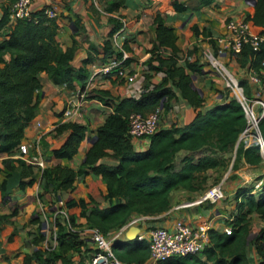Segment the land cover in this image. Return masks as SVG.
Here are the masks:
<instances>
[{
	"label": "trees",
	"instance_id": "trees-1",
	"mask_svg": "<svg viewBox=\"0 0 264 264\" xmlns=\"http://www.w3.org/2000/svg\"><path fill=\"white\" fill-rule=\"evenodd\" d=\"M13 0L0 3V152L14 153L17 143L23 134V128L33 117L37 109L40 92L39 71L47 75H57V83L72 85L78 83L79 89L88 77L84 65L73 68L69 64L72 45L62 49L55 38L57 24L54 17L45 16L42 8L32 10L29 17L11 22L8 18L9 6ZM125 0H104L102 9L108 12L123 6ZM199 4H208L212 0H197ZM169 6L180 11L185 5L177 0H170ZM254 30L264 36V0H254L252 12L246 14ZM112 22L108 37L123 22L116 16L109 15ZM155 24V37L149 55L144 63L148 69L161 70L164 75L150 89L141 92L137 97L124 96L113 101L106 89H88L86 97H95L104 104L112 105L104 120L96 128L95 136L86 144L83 158L73 168L60 163H52L38 167L41 191L52 194L55 200L62 197V209L65 214H56L53 218L54 244L37 245L44 239L41 222L37 221L34 234V247L30 251H18L11 239L15 233L11 230L2 240L6 247L14 249L13 254L19 257L20 264H85V259L92 252L89 242L81 237L78 228L81 225L96 227L107 234L131 218L133 214L154 215L169 207L170 191L176 187L196 190L203 181L197 179L198 173L206 168L221 165L223 158L216 153H203L196 158L183 155L179 165L175 167L174 155L179 149L194 151L211 144L215 150L226 151L234 147V159L243 158L250 164L259 163L262 158L254 144L244 146L236 142L237 136L245 125V118L239 103L221 92V101L202 110L200 92L191 85L192 74H201V64L195 59L177 63V46L173 27L163 22L160 13L152 16ZM196 34L203 33L196 25L190 26ZM207 36L210 34L203 33ZM211 41V39H210ZM127 49L125 43L122 44ZM167 49L166 53H161ZM8 53V59L3 54ZM120 51L113 50L108 38L103 40V51L100 55L103 62L109 55ZM264 41L259 48L253 50L248 43H243L233 54L240 67H252L258 70L263 58ZM90 55L82 61L87 62ZM127 57L124 58V63ZM108 77V74H104ZM150 78L149 74H145ZM175 85L193 107L195 113L182 126L173 123L160 126L147 136V145L143 149H134L127 133V117L130 112L146 113L156 105L162 111L170 108L176 95L167 81ZM245 92L249 93V84L245 78H239ZM264 102V98H263ZM260 136L264 142V114L257 122ZM50 137L66 133L62 142L51 149L54 157L70 159L77 150L79 141L84 136V125L71 119L57 120L46 132ZM39 141L45 140L40 137ZM236 143V144H235ZM102 156L115 159L114 164L99 161ZM1 166L17 174V187L29 184L35 174V165L23 158H4ZM1 169V167H0ZM8 173H6L7 175ZM10 175V174H9ZM8 175V176H9ZM261 177V176H260ZM259 178V176H258ZM79 180V182H77ZM85 187L82 197L74 198L71 193ZM234 191V210L231 213V230L229 233L209 228L208 245L200 251L204 256L196 254L175 255L163 260L161 264H246L245 248L249 241L250 231L248 213L254 211L264 218V183L257 188L253 184L239 186ZM4 180L0 182V200L2 199ZM66 191L62 196L61 192ZM106 201L107 204L101 205ZM16 213L12 207L0 213V223L9 222ZM83 217L84 222L76 221ZM264 228L259 229L253 240V248L259 255L258 264H264ZM1 243V241H0ZM87 244V245H86ZM115 257L125 261L143 262L148 256V247L144 239L116 238L110 243ZM76 255L74 260L72 257ZM6 264H15L8 262Z\"/></svg>",
	"mask_w": 264,
	"mask_h": 264
},
{
	"label": "crops",
	"instance_id": "crops-1",
	"mask_svg": "<svg viewBox=\"0 0 264 264\" xmlns=\"http://www.w3.org/2000/svg\"><path fill=\"white\" fill-rule=\"evenodd\" d=\"M2 1L3 0H0V3ZM177 1H180L185 5L183 10L176 11L172 9L169 6V0H125L123 6H119L117 10H113L112 12L102 9L101 5L104 0H31L29 7L33 11L39 9L45 4H50L53 7L56 13L54 18L57 24L55 38L60 47L62 49L69 47L72 45V41H74V49L72 51L71 58L69 59V64L73 68H78L79 66L84 65L87 73L89 72L87 79L91 76L88 88L90 90L106 89L109 94L108 96L115 102L121 97L128 96L125 92L123 82L94 73L97 67L102 63L100 55L103 51V40L105 38L109 39L113 50L122 48V44L125 43L127 46L125 51L128 54L125 67L130 71H143L144 74H149L150 79L156 83L161 77H159L154 70L148 69L144 63L145 58L149 55V49L152 47L155 37V24L152 22V16L156 12L160 13L165 24L173 27L175 44L178 48L176 55L179 57L185 45L188 46V43L192 42L194 39L205 40V37H207V35L200 32L196 34L193 30H191V28L189 31L187 29H182V27H184L183 25L190 22L189 27L194 24L199 31L203 30V33L208 32L210 37H215L224 31L223 15L225 12H228V10L230 11V9H232L235 5V3L231 0H212L208 4L204 5L199 4L197 0ZM240 1L242 4L247 2L246 0ZM248 5L249 10L247 13H251L252 5L251 3H248ZM109 15L118 17L123 24L108 37L107 34L112 26V22L107 20V16ZM2 38L3 35L0 34V39ZM202 42L204 43V41H200L199 43L201 44ZM187 50H190L189 54L193 55L194 57L192 59H194L195 54H193L192 49L188 47L184 53L188 52ZM166 52L167 49L161 50V53ZM87 55H90V59L83 63L82 59ZM8 57V53L3 54L4 59H8ZM177 63L183 64V60L177 58ZM203 63L201 65L202 72L198 76L204 75L205 77L207 73L209 74L212 72L208 70L206 66H203ZM234 67L235 70L241 72L238 73L240 75L239 77H241L244 74V67H240L237 63ZM186 71L190 73L191 83L195 86L192 78L197 76L194 74L192 75V73L187 69ZM37 78L40 82L37 109L33 117L23 128V134L16 146L17 151L14 153L0 152V182L4 180V187L2 189L3 196L0 202H10L12 207L16 208L15 214L18 215L23 212L22 214H24V219H26V217L30 214V218L27 217L28 219L25 220V227L29 230L31 235L36 234L37 231V221H34L32 218L33 214L31 213L38 208L40 203L46 204L48 202L49 194L48 192L41 191L42 188L39 184V173L34 174L31 183L24 184L22 187H17V174L14 172H8V170L3 168L1 166V159L15 157L23 158L29 154L40 153L44 158V163L46 165L57 162L74 168L76 164L82 160L86 144L95 136L97 126L102 123L107 113L111 111L113 107L110 104L102 103L95 97H86L84 101H81V112H78L76 115H72L69 119L75 120L84 125V136L79 141L77 150L73 154L72 158L66 159L63 157H54L51 153V149L57 147L62 142L66 133H61L56 137H50L46 132L49 131L53 127L54 122L58 120V115L65 104L71 103L70 101L76 103L73 91L79 84L75 81L71 83L72 85H68V83L62 84V82L57 83L60 78L59 76H50L44 71H39L37 73ZM201 79L202 77H200V80ZM204 80L205 79L202 80V84L206 85L208 97L203 98L201 96L202 104L200 107L202 110L214 105L217 101L216 99H220V94L216 91L217 89L214 88L215 85L211 86V82H207L208 78L207 80ZM218 82L219 80L217 79L216 83ZM167 84L170 85L171 89L174 91L176 99L171 103L169 109L161 112L159 127L167 126L171 123L177 126H182L194 115L195 108L183 96H181L179 89L173 85L170 80L167 81ZM36 121L39 122V125H36ZM40 137L45 140L43 143L39 141ZM131 142L132 147L136 150L143 149L147 145V141L145 139H131ZM191 152L193 151L187 149L177 150L174 155L175 167L179 165V159L181 156L188 155ZM179 154L181 155L177 158L178 163H176L175 157ZM240 160L241 168H247L252 176L264 173L262 170L263 167L260 169V162L250 164L245 162L243 158H240ZM99 161L109 164L115 163V159L109 156H102ZM6 173L8 174L6 175ZM77 182H79V180ZM183 190L185 191V194H187L186 192H188V189L185 190L183 187H177L170 191L169 207L154 215L144 216L145 220L143 221V224L138 225L139 227L136 225L138 230H143V227L152 225L169 226L175 218H181L185 221L194 222L197 220V213H201L203 216L210 215L212 217L211 220L213 221L212 225L214 228L221 229L223 219L227 215L226 213L228 211H230L229 214L233 212V209H231V211L228 209L229 207H226V205L219 207L217 202L216 204L205 203L206 206L204 204L201 205L192 203L184 207L181 206L173 209L171 204L174 203L175 200L179 199V197L175 195V192L182 195ZM190 191H192L191 195L194 198L196 190ZM84 192L85 187L82 183H80V189L71 194L77 199L82 197ZM232 192L233 191L229 193ZM61 194L62 196H65L66 191H62ZM193 198L190 199L193 200ZM190 199H186L185 201ZM179 201L180 202L175 204L181 203L183 199H180ZM105 204H107L106 201L101 203V205ZM208 204L210 206H208ZM248 217L249 226L250 217L256 218L259 220L260 224H264V218L258 216L254 211L249 212ZM76 221L83 223L84 218L77 217ZM5 224L10 225L9 223ZM132 226L126 228L121 237H125V234L132 228ZM12 227L13 226L8 228L5 232H3V230L6 228V225L0 228V252L2 255L5 253L8 254L9 252L13 253L15 251L14 249L6 247L2 244V240L5 236L13 230ZM14 230L15 233L13 234L10 242L17 247L20 235L18 230ZM262 244L264 246V240ZM252 249L254 248L251 247L250 243L247 244L245 252L247 263L249 264H253L254 256L255 263L260 259L256 251L254 250L253 253ZM2 255H0V264L5 262V260L1 257ZM72 258L75 260L77 257L76 255H73ZM14 263L20 264L19 258L16 259Z\"/></svg>",
	"mask_w": 264,
	"mask_h": 264
},
{
	"label": "built area",
	"instance_id": "built-area-1",
	"mask_svg": "<svg viewBox=\"0 0 264 264\" xmlns=\"http://www.w3.org/2000/svg\"><path fill=\"white\" fill-rule=\"evenodd\" d=\"M246 1V3H251V0ZM30 2L31 0H13L8 11L9 21L13 22L16 19L29 17L32 11L29 7ZM40 8H42L45 16L55 17V10L50 4H45ZM246 14H235L226 18L223 22L224 31L213 37L214 44L211 47L212 51L205 48L202 50V55L194 59L201 65L203 63L202 60H204L208 70L223 77L224 87L227 88L229 94L226 95L234 98L239 103L245 118V125L238 134L236 142L241 141L244 146L249 144L256 145L258 153L262 158V156L264 157V149L262 148L264 142L260 136L257 122L264 114V53L258 70L252 67H244V74L239 77L247 80L250 86L248 94L245 92L244 86L239 82V78L233 76L230 70L222 63V58L234 60L233 54L240 49L243 43H248L253 50H257L259 43L264 41V36L254 30L250 21L246 18ZM117 50L120 51V54L109 55L97 67L94 73L100 76L108 74V78L122 81L128 96L137 97L141 92L150 89L154 82L150 78H146L143 71L128 70L124 63V58L128 56L127 52L122 48H118ZM187 51L182 55L180 54L178 59L183 61L193 60L194 56L189 54L190 50ZM214 52L215 54H213ZM154 72L159 77L164 75V72L161 70ZM90 81L91 76L85 81L83 88L79 89V87H76L74 89L73 93L76 103L70 101L71 103L65 104L58 115V120L69 119L72 115H76L81 111L80 102L85 100ZM64 83L62 82V84ZM161 112L160 105H156L146 113L130 112L127 117V133L130 138L145 139L147 141V136L160 125ZM35 123L39 125L38 121ZM23 159L40 168L44 166L40 153L29 154L23 157ZM221 181L204 188L194 196L193 200L190 199L175 204L174 208L184 207L192 203H216L224 196ZM262 183H264V175L252 182L254 188H257ZM61 206L62 197L57 196L54 200L53 213L65 214ZM142 216L144 218V215L136 218L141 220ZM53 218L51 219L50 229L52 244L55 243ZM211 218L210 215L203 216L201 213H197V220L194 222L175 218L169 226L152 225L143 227V230L139 229L136 231L134 237L144 239L148 247V256L140 263L118 259L113 255L110 248V243L113 239L125 238L121 237L123 231L132 226L131 222L133 219H128L107 234H103L96 227L81 225L78 228V233L89 242L92 248V252L85 259V264H161L163 260L170 256L197 254L204 246L208 245V230L209 228H214ZM225 218L227 221H225ZM225 218L223 219L221 231L229 233L231 230V214L226 215Z\"/></svg>",
	"mask_w": 264,
	"mask_h": 264
},
{
	"label": "rangeland",
	"instance_id": "rangeland-1",
	"mask_svg": "<svg viewBox=\"0 0 264 264\" xmlns=\"http://www.w3.org/2000/svg\"><path fill=\"white\" fill-rule=\"evenodd\" d=\"M231 1H233V3H235V5L232 7V9H230V11L228 10V12H225V14L222 17L223 22L226 20V18H229L232 15L246 14L247 11L249 10L248 3L242 4L240 0H231ZM169 2H170V0H169ZM189 25H190V22L186 23L185 25H183L184 27H182V29H187L189 31L190 30ZM210 39H211V41H210ZM200 41H204V43L202 42L200 44L199 43ZM187 42H188V40H187ZM213 44H214L213 37H210V36L205 37V40L194 39L192 42L188 43V46L185 45L183 47L180 54L182 55L184 53V51L188 47H190L193 51V54H195V57L199 58V56L202 55L203 49L208 48L210 51H212L211 47H213ZM113 54H115V53H113ZM213 54H215V52ZM222 59H223L222 63L224 64V66L230 70V72L233 74V76L238 78L240 76L238 73H241V72L235 70L234 65L236 63L234 62V60H232L231 58H228V59L222 58ZM202 61L204 62V60H202ZM205 63L206 62L203 63V66H206ZM194 75L197 76L198 78L194 77V78H192V81H193L194 85L199 88L200 94L203 98L208 97L206 85L202 84V80L203 79L207 80V78H208L207 82H211V86L215 85L214 88L217 89L216 91L221 92L223 94H228L227 88L224 87V79L222 76L215 74L213 72L209 73V74L207 73L205 77H204V75L198 76L199 74H194ZM200 77H202L201 80H200ZM216 78L219 80L218 83H216V81H217ZM213 92H211V93H213ZM214 94H215V92H214ZM216 100H217L216 102L221 101V99H216ZM233 147H234V145L229 147L228 150H226V151H218V150H215L211 144H207V145L203 146L201 149H197V150H195L189 154L194 158L197 155H200L201 153H216L217 155H219L220 157L223 158V162L221 165L219 164L215 167L206 168L204 171H201L198 173L197 179H200L203 177V181L200 182V184H199L200 186L196 189L194 196H196L204 188H207L209 185H211L213 183H217L220 180H222L221 184H222L223 192H225V191L226 192L224 193V196L219 201H217V204L219 205V207L222 205H226V207H229L228 209H230V210L231 209L234 210V203H235L234 202V191L238 187L237 185H239V186L250 185L256 179H258V176L260 177V176L264 175L263 173H261V174H258L256 176H252V174H250V172L248 171L247 168H241V164H240L241 160L240 159L237 161L236 160L234 161L237 164V166L232 168L231 164H232L233 159H234V148ZM180 155L181 154H179L177 157H175L176 163H178L177 158L180 157ZM42 159H43V163H44V158L42 157ZM259 164H260V169H261V167H263L262 170L264 171V157L263 156H262V160L260 161ZM44 165H46V164L44 163ZM38 167L39 166H37V165H35V167H34L35 174L39 173ZM244 169H245V171H244ZM185 190H187V189H185ZM187 191H188V192H186L187 194H185V191L183 190L182 195H180L178 192H175V195L177 197H179V199L175 200V202L171 204L173 206L172 207L173 209H176V208H174V206H175L174 204L180 202L179 201L180 199L181 200L183 199V201H185L186 199L193 198V196L191 195L192 191H190V190H187ZM231 191H233V192L229 193ZM48 194H49L48 202L46 204L40 203L38 208L35 209V211L33 213H31V214H33L32 218L34 219V221H39L42 224L41 225V232L44 235V239L42 241L38 242L37 245H39V246H46L47 243L52 244L51 232H50L51 219L56 214L53 213V211H54V199L52 198L51 193H48ZM184 198H186V199H184ZM3 202L4 201L0 202V213L7 212L12 207V204L10 202L9 203H3ZM202 204L205 205V202L201 203V205ZM210 204H212V203H210ZM213 204H216V203H213ZM208 206H210V205L208 204ZM230 207H232V208H230ZM22 213H20L18 215L15 214V215L11 216L9 218V222H1L0 223V228H2V226L6 225V228L3 230V232L7 231L8 228H11V226H13L12 228L16 229V231L18 230V233L20 235V238L18 241L19 244L17 245L18 251L31 250L33 248V245H34L33 239L35 237L34 235H31L29 230L25 227V220L30 218L29 217L30 214L27 216L28 218L26 217V219H24V214H22ZM229 213H230V211H228L226 214L230 215ZM138 216H140V214H138V215L133 214L131 216V219H133V221L131 222L132 225H136V224L142 225L143 224V221L145 219L142 216V218L140 220V219L136 218ZM225 221H227L226 218H225ZM5 223H9L11 226L8 224H5ZM261 228H264V224L262 225V224H260L258 219L250 217V231L247 235V240L249 241L252 248L254 247L253 246V240L255 238V235L259 231V229H261ZM218 230H221V229H218ZM252 250L254 253V249H252ZM0 255H2L1 252H0ZM196 255H198L200 257L204 256L201 252L197 253ZM1 257L3 260H5V262L3 264H6L8 262H15V260L19 258L18 256H15L13 253H10V252L8 254L7 253L3 254ZM246 264H249V263H246ZM253 264H258V262L255 263V256L253 258Z\"/></svg>",
	"mask_w": 264,
	"mask_h": 264
},
{
	"label": "water",
	"instance_id": "water-1",
	"mask_svg": "<svg viewBox=\"0 0 264 264\" xmlns=\"http://www.w3.org/2000/svg\"><path fill=\"white\" fill-rule=\"evenodd\" d=\"M253 1H254V0H251V4H253ZM191 85L193 86L192 83H191ZM194 87L200 92V90H199L198 87H196V86H194ZM132 228H133V229H132ZM132 228H131V229L125 234V238H127V239H132V238H134L135 233H136V231L138 230V227H137L136 225H133Z\"/></svg>",
	"mask_w": 264,
	"mask_h": 264
},
{
	"label": "bare ground",
	"instance_id": "bare-ground-1",
	"mask_svg": "<svg viewBox=\"0 0 264 264\" xmlns=\"http://www.w3.org/2000/svg\"><path fill=\"white\" fill-rule=\"evenodd\" d=\"M262 148L264 149V146H262Z\"/></svg>",
	"mask_w": 264,
	"mask_h": 264
},
{
	"label": "clouds",
	"instance_id": "clouds-1",
	"mask_svg": "<svg viewBox=\"0 0 264 264\" xmlns=\"http://www.w3.org/2000/svg\"><path fill=\"white\" fill-rule=\"evenodd\" d=\"M237 140V139H236ZM144 216H146V215H144Z\"/></svg>",
	"mask_w": 264,
	"mask_h": 264
}]
</instances>
